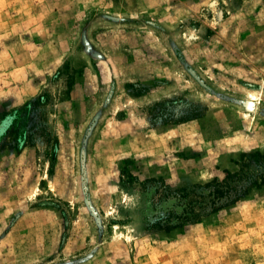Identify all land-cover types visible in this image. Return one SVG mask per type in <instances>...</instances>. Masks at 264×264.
<instances>
[{
	"label": "rangeland",
	"instance_id": "374dc122",
	"mask_svg": "<svg viewBox=\"0 0 264 264\" xmlns=\"http://www.w3.org/2000/svg\"><path fill=\"white\" fill-rule=\"evenodd\" d=\"M0 264H264V0H0Z\"/></svg>",
	"mask_w": 264,
	"mask_h": 264
},
{
	"label": "bare ground",
	"instance_id": "6f19581e",
	"mask_svg": "<svg viewBox=\"0 0 264 264\" xmlns=\"http://www.w3.org/2000/svg\"><path fill=\"white\" fill-rule=\"evenodd\" d=\"M251 99H252V97H251ZM248 107V106H247Z\"/></svg>",
	"mask_w": 264,
	"mask_h": 264
}]
</instances>
